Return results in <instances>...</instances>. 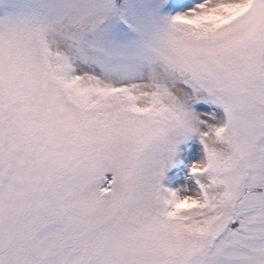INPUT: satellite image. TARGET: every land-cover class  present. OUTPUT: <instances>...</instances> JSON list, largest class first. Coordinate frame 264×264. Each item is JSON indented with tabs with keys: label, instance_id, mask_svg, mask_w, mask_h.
<instances>
[{
	"label": "snow or ice",
	"instance_id": "6c2138e0",
	"mask_svg": "<svg viewBox=\"0 0 264 264\" xmlns=\"http://www.w3.org/2000/svg\"><path fill=\"white\" fill-rule=\"evenodd\" d=\"M0 264H264V0H0Z\"/></svg>",
	"mask_w": 264,
	"mask_h": 264
}]
</instances>
